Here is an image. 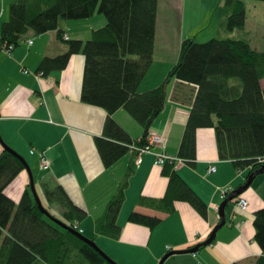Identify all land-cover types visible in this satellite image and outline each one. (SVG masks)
<instances>
[{
  "label": "trees",
  "instance_id": "1",
  "mask_svg": "<svg viewBox=\"0 0 264 264\" xmlns=\"http://www.w3.org/2000/svg\"><path fill=\"white\" fill-rule=\"evenodd\" d=\"M223 1L220 30L226 34L242 30L246 20L243 1ZM158 7L159 0H14L9 5L8 20L1 24L0 44L14 49L30 34L39 37L55 32L56 38L66 44V51L40 61L36 74L41 77L64 70L72 55L83 56L80 101L107 114L102 137L95 139L105 169L129 153L134 156L132 147L146 145L151 125L164 110L172 80L177 81L176 88L183 84L196 87L177 161H167L162 166L161 173L168 180L166 192L158 200L140 198L138 203L168 215L176 203H186L206 218L207 206L179 176L176 166L194 165L196 132L212 129L220 161L230 162L237 172L247 171L246 180L250 175L253 180L264 177V89L260 86L264 79V48L255 51L247 41L232 37L213 38L206 43L184 39L178 60L164 81L155 89L138 93L153 62ZM95 16H102L105 25L93 30L89 40H65L62 22ZM120 109L143 130L139 143L132 141L111 118ZM24 170L18 158L2 149L0 264H108L88 243L44 216L29 186L17 203L6 196L5 189ZM127 186L128 176L95 222L96 235L119 238L117 219ZM41 187L47 205L37 194L42 207L65 226L82 232L80 224L87 218L86 211L76 206L61 186L42 183ZM52 205L61 208L60 218L52 214ZM127 222L149 230L160 224L157 218L137 213H130ZM253 227L254 240L261 251L253 264H264V208L254 212Z\"/></svg>",
  "mask_w": 264,
  "mask_h": 264
},
{
  "label": "crops",
  "instance_id": "2",
  "mask_svg": "<svg viewBox=\"0 0 264 264\" xmlns=\"http://www.w3.org/2000/svg\"><path fill=\"white\" fill-rule=\"evenodd\" d=\"M13 1L0 0V28L8 20L7 7ZM104 25V18L95 16L62 22L60 27L68 41L86 42L93 30ZM187 38L179 32H171L162 39L156 32L153 62L138 93L155 89L164 81L178 60L181 41ZM28 40L32 41L31 45ZM66 47L55 32H48L39 37L28 35L12 50L11 58L0 54V138L14 152H32L30 156L35 158L33 164L38 163V170L34 168V173L28 166L35 187L42 193V183L61 186L70 200L87 213L86 220L80 224L83 236L102 248L117 264H159L166 255L170 256L162 264H253L261 255L253 227L254 212L264 208V177L261 176L239 196L248 203L246 211H238L235 200L226 205V224L210 245L195 253H174L203 243L219 223L218 210L223 202L220 192L228 189L229 196L246 183L247 171L237 172L230 162L218 159L212 129L196 132L194 165L176 166L179 176L207 206L206 218L186 203H176L169 215L138 203L140 198L158 200L164 196L168 180L161 173L162 167L154 165L153 154L164 153L177 158L196 87L183 84L176 88L177 81L170 82L164 110L149 129V134L160 136L164 144L154 146L152 154L143 155L138 169L130 153L105 169L95 139L102 137L107 114L101 108L80 101L83 56L72 55L62 71L38 79L33 76L44 57L61 55ZM26 70L29 74H24ZM260 86L264 89V79ZM111 118L132 141L141 140L143 130L125 111L120 109ZM35 152L38 157L43 154L47 158V171H40ZM210 166L215 167L214 173H208ZM126 176L128 186L117 219L120 236L117 240L98 236L94 224ZM28 186L29 176L24 170L8 185L5 194L17 203ZM130 213L157 218L160 224L153 230L130 224L127 222Z\"/></svg>",
  "mask_w": 264,
  "mask_h": 264
},
{
  "label": "rangeland",
  "instance_id": "3",
  "mask_svg": "<svg viewBox=\"0 0 264 264\" xmlns=\"http://www.w3.org/2000/svg\"><path fill=\"white\" fill-rule=\"evenodd\" d=\"M242 1L246 10L244 28L242 30L235 31L232 34H226L220 30V23L223 18L222 16L224 10L223 0H159L156 26L158 38L161 35V38L163 39L164 35L171 32H179L183 35V37L194 39L196 43H206L213 38L221 39L224 37H232L247 41L250 47L255 51H262L264 48V1ZM7 9L9 10V4ZM3 143L10 148L4 140ZM162 144H164V140ZM17 154L27 162L34 173L35 170H38V163L33 164L35 158L30 156V151L28 152L26 150H22L20 154ZM33 155L39 159L36 152ZM40 171L45 172L43 170ZM261 178H263V176H261ZM35 189L36 193L44 202L43 205L47 206L44 201V196L38 189V186H36ZM226 198L227 197H225V199ZM50 209L52 214L60 218L59 215L62 213L61 208H58L56 205H52ZM79 233L82 234V232ZM96 246L106 254L102 248L98 245ZM107 256L116 263V260H114L111 256Z\"/></svg>",
  "mask_w": 264,
  "mask_h": 264
},
{
  "label": "water",
  "instance_id": "4",
  "mask_svg": "<svg viewBox=\"0 0 264 264\" xmlns=\"http://www.w3.org/2000/svg\"><path fill=\"white\" fill-rule=\"evenodd\" d=\"M0 145L2 147L3 150H6L7 152L11 153L13 156H15L16 158H18L21 163L24 166L25 171L27 172L28 176H29V189L31 191V194L33 196V199L36 203V205L38 206L39 210L41 211V213L46 216L50 221H52L53 223H55L56 225L60 226L61 228H64L65 230L70 231L72 234L76 235L77 237H79L80 239H82L84 242L88 243L94 250H96L97 252H99L102 257H104V259L106 260V262H108V264H117L114 261H112L111 259L108 258V256H106L104 254L103 251H101L94 242L88 240L86 237H84L82 234H80L79 232H76L75 230L65 226L63 223H61L60 221H58L57 219L53 218L43 207L42 204L40 202V199L36 193V189H35V184L33 181V177H32V173L31 170L27 164V162L20 156L18 155L16 152H14L12 149H10L9 147H7L2 139L0 138ZM262 172L259 171L258 174H261ZM253 179H252V175H250L248 177V179L246 180V183L241 186L240 188H238L237 190H235L234 192H232L220 205L218 213H219V223L213 228L212 232L210 233L209 237L201 244L196 245L194 248L189 249L187 251H178V252H174L176 254H183V253H195L198 251L199 248L201 247H206L208 245H210L216 236V233L225 226L226 224V218H225V208L226 205L231 204L233 202V200H235L236 198H238L244 191L247 190V188L251 185ZM170 255H166L159 264H162Z\"/></svg>",
  "mask_w": 264,
  "mask_h": 264
},
{
  "label": "built area",
  "instance_id": "5",
  "mask_svg": "<svg viewBox=\"0 0 264 264\" xmlns=\"http://www.w3.org/2000/svg\"><path fill=\"white\" fill-rule=\"evenodd\" d=\"M65 40H67V37H65ZM27 43L28 45H31L32 41L28 40ZM12 50H13L12 45L9 46L8 44H0V54H4L7 57L11 58L10 55ZM24 74H29V72L26 70L24 71ZM33 76L35 77V79H38L39 77H41V74L40 75L33 74ZM162 143H163V139L160 136L149 135L146 141V145L142 147H132L131 151L135 154L134 155L135 168L138 169L142 164L143 155L152 154V148L156 145H162ZM153 156L155 157L154 165L157 167H162L167 161H173V162L177 161L175 158H170L166 156L164 153H156L153 154ZM180 163L181 161L178 160V164ZM39 168L40 170L43 171H47L49 169V162L43 154H39ZM214 172H215V167L210 166L208 168V173H214ZM228 193H229L228 189L222 190L220 192L221 199L224 200V198L227 196ZM235 206L238 211L244 212L248 207V203L244 198L238 197L235 200ZM167 249L170 250V248Z\"/></svg>",
  "mask_w": 264,
  "mask_h": 264
},
{
  "label": "bare ground",
  "instance_id": "6",
  "mask_svg": "<svg viewBox=\"0 0 264 264\" xmlns=\"http://www.w3.org/2000/svg\"><path fill=\"white\" fill-rule=\"evenodd\" d=\"M146 142V141H145Z\"/></svg>",
  "mask_w": 264,
  "mask_h": 264
}]
</instances>
